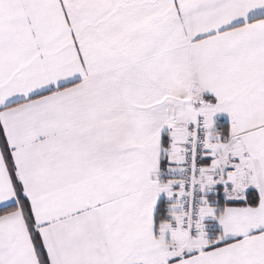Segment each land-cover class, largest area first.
Returning a JSON list of instances; mask_svg holds the SVG:
<instances>
[{"label":"snow or ice","instance_id":"1","mask_svg":"<svg viewBox=\"0 0 264 264\" xmlns=\"http://www.w3.org/2000/svg\"><path fill=\"white\" fill-rule=\"evenodd\" d=\"M0 264H264V0H0Z\"/></svg>","mask_w":264,"mask_h":264}]
</instances>
